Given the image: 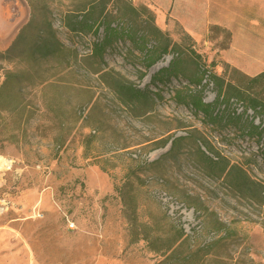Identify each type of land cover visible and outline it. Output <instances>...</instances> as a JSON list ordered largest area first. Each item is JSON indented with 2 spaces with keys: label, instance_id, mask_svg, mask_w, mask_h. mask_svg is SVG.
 I'll return each instance as SVG.
<instances>
[{
  "label": "rangeland",
  "instance_id": "obj_1",
  "mask_svg": "<svg viewBox=\"0 0 264 264\" xmlns=\"http://www.w3.org/2000/svg\"><path fill=\"white\" fill-rule=\"evenodd\" d=\"M76 1L0 0V50L29 21L31 7L46 2L58 38L77 54L69 65L60 56L43 61V83L26 88L21 118L0 116V156L12 162L0 171V264H156L180 243L181 228L189 250L206 246L182 264H202L204 256L205 264H264V191L263 202L239 194L210 176L198 155L206 152L200 141L208 142L264 190V134L257 146L246 129H217L175 102L177 91L186 97L184 76L202 78L200 67L225 81L231 68L249 77L264 71V3L131 0L153 14L173 46L146 71L128 43L118 42L103 65L89 56L96 36L65 33L58 20ZM171 60L181 82L159 86L153 100L122 105L103 81L111 76L144 90ZM204 80L209 103L216 88ZM232 100L231 111L264 127L260 114L243 113L244 100ZM170 137L186 140L168 152Z\"/></svg>",
  "mask_w": 264,
  "mask_h": 264
},
{
  "label": "trees",
  "instance_id": "obj_2",
  "mask_svg": "<svg viewBox=\"0 0 264 264\" xmlns=\"http://www.w3.org/2000/svg\"><path fill=\"white\" fill-rule=\"evenodd\" d=\"M48 7L46 2L36 10L32 6L29 21L19 30L10 46L0 50V74L3 76L0 83V116L14 113L21 118L26 108L24 104L26 88H35L43 83L40 69L43 61L60 56L69 65L71 59L77 58V54L72 53L58 38V32L53 25V15ZM58 22L72 38H84L90 34L96 36L90 43L89 56L97 58L98 63L103 65L104 55L112 52L118 42L128 43L129 52L136 51L140 54L142 57L140 65L146 71L173 48L170 39L154 24L153 14L144 6H134L131 0H78L62 13ZM99 30L102 32L101 36H98ZM151 42L153 44L149 45ZM12 64L15 65L14 70L7 69L6 66ZM176 65L177 62L171 60L166 68L154 72L144 90H139L128 81L111 76L104 78L103 81L113 91L120 104L128 105L141 99H150L149 97L152 99V96L160 97L158 87L166 85L172 78L181 82L176 73ZM200 70L205 83L215 85L214 100L209 103L203 101L201 77L195 79L184 76V81L188 84L183 87L186 97H181L180 91H177L176 104L191 107L195 114H201L206 123L212 122L217 129L233 127L240 132L246 129L245 136L258 146L264 134L261 122L248 124L243 120L242 114L230 110V105L234 101L232 97H237L246 103L243 113L252 110L264 119V72L249 77L231 68L230 80L225 81L224 77L216 76L205 66L200 67ZM101 72V67L95 68V73H100L101 77L107 76V72ZM145 76L146 73L140 72L139 79L142 80ZM191 86H196V89H191ZM150 87L156 91L152 92L149 90ZM184 140L185 137H170L165 140L164 145L170 144L168 152H173L180 148V143ZM200 142L206 152H198L199 159L210 176L223 178L227 185L239 194L263 202L261 194L263 188L252 180L243 168L230 164L229 160L214 152L208 142L203 140ZM178 238L182 239L180 243L172 245L168 255L156 264H182L194 253L204 251L206 248L203 246L195 251L189 250L190 237L182 228L179 230ZM184 243H187V252L182 253L179 250ZM206 257L202 258V264H205Z\"/></svg>",
  "mask_w": 264,
  "mask_h": 264
},
{
  "label": "clouds",
  "instance_id": "obj_3",
  "mask_svg": "<svg viewBox=\"0 0 264 264\" xmlns=\"http://www.w3.org/2000/svg\"><path fill=\"white\" fill-rule=\"evenodd\" d=\"M11 164V161L6 160L3 156H0V171H2L5 167L10 168Z\"/></svg>",
  "mask_w": 264,
  "mask_h": 264
},
{
  "label": "crops",
  "instance_id": "obj_4",
  "mask_svg": "<svg viewBox=\"0 0 264 264\" xmlns=\"http://www.w3.org/2000/svg\"><path fill=\"white\" fill-rule=\"evenodd\" d=\"M255 1L264 3V0H255ZM262 72H264V71H262ZM259 73H261V72H259ZM259 73H257V74H259ZM257 74H255L254 76H256ZM251 77H253V76H251Z\"/></svg>",
  "mask_w": 264,
  "mask_h": 264
},
{
  "label": "bare ground",
  "instance_id": "obj_5",
  "mask_svg": "<svg viewBox=\"0 0 264 264\" xmlns=\"http://www.w3.org/2000/svg\"><path fill=\"white\" fill-rule=\"evenodd\" d=\"M4 169H8V167H5ZM4 169H3V170H4Z\"/></svg>",
  "mask_w": 264,
  "mask_h": 264
}]
</instances>
